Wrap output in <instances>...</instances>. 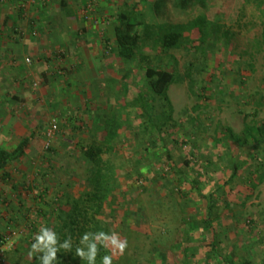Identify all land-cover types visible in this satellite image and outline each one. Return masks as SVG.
<instances>
[{"label": "rangeland", "instance_id": "obj_1", "mask_svg": "<svg viewBox=\"0 0 264 264\" xmlns=\"http://www.w3.org/2000/svg\"><path fill=\"white\" fill-rule=\"evenodd\" d=\"M11 1L15 12L26 9L21 18L14 13L25 25L14 35L50 37V72L61 80V92L49 102L50 113L32 112L45 118L29 127L33 147L7 168L6 181L0 175V264L43 262L47 250L41 244L34 252L26 232L33 227L32 235H41L46 221L37 213L52 222L57 208L68 212L91 191L83 155L91 143L105 149L103 211L94 219L109 228L106 235L126 241L121 252L98 240L111 264H264V179L250 152L225 139L226 128L239 134L244 124L264 121V21L254 1L1 3ZM121 13L137 23L128 61L116 43V31L126 32ZM169 31L180 33L181 44L164 50L158 41ZM148 66L175 74L169 122L148 89ZM138 96L143 102H135ZM51 121L58 130L45 150ZM185 223L195 228H185L183 245L176 244Z\"/></svg>", "mask_w": 264, "mask_h": 264}, {"label": "trees", "instance_id": "obj_2", "mask_svg": "<svg viewBox=\"0 0 264 264\" xmlns=\"http://www.w3.org/2000/svg\"><path fill=\"white\" fill-rule=\"evenodd\" d=\"M253 1L256 8L262 13V20L264 21V0ZM35 2L36 0L33 1V3ZM19 10L21 9L19 8ZM22 10H24V12ZM22 10L21 12L25 13L26 9ZM119 21L125 28L126 32H122V30L119 29L116 31L115 36L118 55L122 60L128 61L133 56V52L138 40L136 35L131 34L137 23L134 18L130 17L128 14L123 13H121V15L119 16ZM158 42L161 48H163L164 50H171L181 44V35L176 31L165 32L159 38ZM144 77L148 82V89L150 90L151 94L161 101L166 121L169 122L171 120V113L173 108L168 97V90L169 87L175 82V74L167 69L148 66L144 71ZM137 98L138 99H135V102H143L142 96H138ZM143 104L145 105V103H142L141 105ZM144 112L147 114L146 111ZM147 115L151 117L149 114ZM225 139L237 146V148H239L240 150L247 149V151L250 152L249 157L252 161H254L253 165L258 169L259 179L260 181H262L264 179V163L262 161V156L264 155V121L259 122V124H244L243 130L239 134H236L230 128H226ZM29 142V138H23L18 146L11 152L0 149L1 180L6 181L8 179L9 174L6 170L9 166H12L16 162L24 158ZM104 150L105 149L102 145L91 143L85 148L83 152V155L86 158L89 167L86 171V180L89 187H91V191L83 193L79 199L74 200L72 202V205H70V210L68 212L61 211L57 208L55 210L56 213H52L55 214V220H53L52 222H50L48 218L50 216H47L46 214L43 215L41 212V214L37 213L38 216H45L44 221L46 222L43 223V227L41 229L51 228V234L56 237V244L51 245V247L59 248L60 245L64 244L65 242L71 245L69 249L59 248V250L55 253L53 260H51L49 264H74L76 260L75 256H78L76 253L77 248H82L84 249L85 253H87V242L81 243V238L85 233L92 234L90 236V242L96 243L97 245V252L94 261L95 264H102V258L104 256H107V252L102 246V243L98 242V240H95V235L101 232H103L104 234H108L109 228L106 226L102 228L101 222L94 219L96 215H99L103 211L102 191L106 179L104 173L105 161H103L102 159V154H104L105 152ZM234 166L235 168H237L236 165ZM236 171L232 173V176L236 174ZM232 178L233 177H231L230 182ZM199 195L202 198H205V196L201 195V193H199ZM209 218L210 215L205 221H203V227L206 229H209V227L211 226L208 221ZM38 222L41 224V220H39ZM194 226V223H185L183 226H181L176 235V244H182V238L185 228H195ZM30 228H32V230L27 231L26 233H29L28 236H31V238H33V243H36L35 238L40 235L37 234V236L34 237L32 233L35 230H33V227ZM214 246L215 243L212 242L211 247ZM184 254L188 255V250L186 248H184ZM84 263L89 264V262L86 261ZM227 263L233 264L231 263V261ZM35 264H43V262L37 260Z\"/></svg>", "mask_w": 264, "mask_h": 264}, {"label": "crops", "instance_id": "obj_3", "mask_svg": "<svg viewBox=\"0 0 264 264\" xmlns=\"http://www.w3.org/2000/svg\"><path fill=\"white\" fill-rule=\"evenodd\" d=\"M1 1L3 0H0V149L11 152L23 138L30 139L27 148L33 147L31 143L35 138L34 127L33 130L29 127L33 126L35 118L44 121L43 116L50 113L52 107L48 109L49 102L53 99V103H56L54 99L61 92V80L52 74L53 71L50 72L55 67L53 61L48 59L50 37L14 35L17 27H25L23 21L19 22L14 17V13L19 15L22 9L15 12L12 1V4ZM14 19L18 25L14 26ZM57 23L51 24L56 27ZM42 26L40 23V27ZM50 28L51 25L47 27ZM28 57L31 64L26 63L25 59ZM36 79H39V86L35 89ZM36 109L42 110L44 115L37 111L35 116H31ZM54 111L55 109L52 112ZM28 116L33 118V122L28 121ZM263 158L264 155V163Z\"/></svg>", "mask_w": 264, "mask_h": 264}, {"label": "clouds", "instance_id": "obj_4", "mask_svg": "<svg viewBox=\"0 0 264 264\" xmlns=\"http://www.w3.org/2000/svg\"><path fill=\"white\" fill-rule=\"evenodd\" d=\"M91 235L92 234L85 233L81 238V243L87 242V253H85L84 249L82 248H77L76 253L79 257L87 258L89 264H94L96 252H97V245L96 243L90 242ZM35 239H36V243H33L31 246L34 252H36L35 250L37 249L38 245L41 244L43 245V248L47 250L46 256L43 258V264H49V261L53 260L54 255L59 250V248L69 249L71 247V245L67 242L60 245L59 248L51 247V245L56 244V237L53 234H51V232L46 228L41 229V235L37 236ZM95 240L109 241L112 245L118 247L121 252L126 246V241L125 242L118 241L115 234H113L112 236H108L103 232H101L95 235ZM102 264H111V257L104 256L102 258Z\"/></svg>", "mask_w": 264, "mask_h": 264}, {"label": "built area", "instance_id": "obj_5", "mask_svg": "<svg viewBox=\"0 0 264 264\" xmlns=\"http://www.w3.org/2000/svg\"><path fill=\"white\" fill-rule=\"evenodd\" d=\"M28 1L33 3L34 0H28ZM26 62L28 63L29 61L26 59ZM57 130L58 129H57V125H56L55 121H51L48 129H46V131H45V145H44L45 150H47L49 148V143L54 138V135L57 132Z\"/></svg>", "mask_w": 264, "mask_h": 264}]
</instances>
